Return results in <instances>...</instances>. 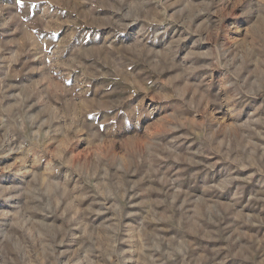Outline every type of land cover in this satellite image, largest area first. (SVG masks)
<instances>
[{
  "label": "rangeland",
  "instance_id": "374dc122",
  "mask_svg": "<svg viewBox=\"0 0 264 264\" xmlns=\"http://www.w3.org/2000/svg\"><path fill=\"white\" fill-rule=\"evenodd\" d=\"M0 264H264V0H0Z\"/></svg>",
  "mask_w": 264,
  "mask_h": 264
},
{
  "label": "snow or ice",
  "instance_id": "6c2138e0",
  "mask_svg": "<svg viewBox=\"0 0 264 264\" xmlns=\"http://www.w3.org/2000/svg\"><path fill=\"white\" fill-rule=\"evenodd\" d=\"M18 3H20V0H17Z\"/></svg>",
  "mask_w": 264,
  "mask_h": 264
}]
</instances>
